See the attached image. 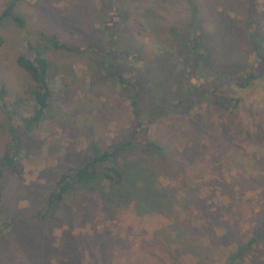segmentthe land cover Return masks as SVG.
I'll return each mask as SVG.
<instances>
[{"label":"rangeland","instance_id":"rangeland-1","mask_svg":"<svg viewBox=\"0 0 264 264\" xmlns=\"http://www.w3.org/2000/svg\"><path fill=\"white\" fill-rule=\"evenodd\" d=\"M108 1L120 13L121 21L113 22L103 40L99 38V30L104 28L100 0H0V15L13 2L12 14L24 21L22 28L10 19L0 23V92L5 91L3 101L0 97V159L13 152L8 145L5 111L15 113L18 124L20 117L33 110L24 94L29 77L17 66L16 57L36 52L43 55L50 64L54 92L43 121L24 137L14 164L3 173L0 220H15L1 229L0 264H225L241 249L238 264H264V76L247 89L232 83L220 87L242 101L235 114L218 117L200 106L174 120L166 101L171 100V90L186 88L182 72L170 73L161 65L166 81L160 84L151 70L159 63L153 61L161 49L182 62L183 68L188 66L187 61L183 64L182 38L191 36L185 21L197 0L166 2L160 7L162 16L155 28L148 26L143 13V7L153 6L151 0H126L130 2L127 15L120 10L124 0ZM248 5L255 18L258 44L264 49V0H233L229 8L239 15L234 31L240 50L233 60L217 65L212 75L203 69L206 79L201 83L215 84L217 71L241 69L256 58L242 16ZM198 6L205 17V32L219 40L222 23L208 18L212 9L208 5ZM165 7L172 12L166 15ZM229 8L227 18L233 19ZM42 32L56 34L59 43L71 50L47 44L40 38ZM99 40L109 42L102 54L96 49L103 46ZM239 57L244 63L237 67ZM195 67L190 69V79L197 74L199 66ZM117 74L129 81L138 79L143 112H152V98L161 96L164 108L148 137L162 148L151 152L135 145L124 147L109 165L126 172L129 165L143 164L156 172L158 184L175 190L185 185L186 172L191 185L199 186L196 199H206L204 204L135 214L130 202L112 205L109 210L95 194L80 196L76 188L68 194L73 201L66 197L53 218L31 219L44 207L59 176L90 155L91 145L104 150L131 139L136 118ZM197 127L200 129L195 131ZM179 133L184 144L176 141ZM194 140H203L209 168L203 170V177L197 172L191 178L189 169L175 166L186 165L179 158L190 152L184 146ZM232 151L235 159L226 154ZM218 184L221 186L216 188Z\"/></svg>","mask_w":264,"mask_h":264},{"label":"trees","instance_id":"trees-1","mask_svg":"<svg viewBox=\"0 0 264 264\" xmlns=\"http://www.w3.org/2000/svg\"><path fill=\"white\" fill-rule=\"evenodd\" d=\"M218 1L219 0H197L194 4L193 12L188 15L189 20L185 21V24L187 25L186 28L191 30V36L188 39H183L181 37L184 43L183 64L186 61L189 62L187 67L183 68L182 62L174 61V59L170 57L171 54L168 52L166 53V49H161L154 56L155 60L153 63L159 62L157 65L152 67L151 70L156 82L161 84L166 81L163 77L161 65L165 66L170 73L181 70L184 77L183 83L186 84V88H177L179 90L176 89V91L171 90V100L166 101V107L170 108L173 115H175L174 120H181L180 118L188 116L190 111H192L195 107L200 108V106L204 107V112L209 109L210 112L218 117L223 114H235L238 105H240L242 101L239 98L231 97L222 91L220 87L231 85L232 83L240 89H247L253 82L264 76V49H262L258 44L260 39L255 35V18L252 13L251 6L248 5L247 11L242 16L245 20L247 35L250 39L251 48L255 51L256 58L252 63L244 65L241 69L230 72L217 71V74L213 79L216 82L215 84L208 85L201 83V80L203 81L206 79L205 76L202 75L205 74L203 69L211 71L210 75H212L213 69L217 70L219 68L217 65L233 60L235 58L236 50L239 49V42L235 39L237 36L234 30H236L235 24L240 19L239 15L229 8L233 0L223 1L228 7L223 2L218 5ZM100 2V18L104 28L99 30V38L106 40L112 29L113 22L115 20L120 22L121 17L120 13L111 7L108 0H100ZM151 2L153 3V6L151 8L143 7V13L148 18V26L155 28L157 20H159V16H162L160 7L166 2L170 3L171 0H151ZM122 4L123 6H120V10L127 15L130 2L124 0ZM14 5L15 4L12 2L10 5L5 7L0 15V23L4 19H10L18 26V28H22L24 26L23 19L12 14ZM198 5H200L201 8H205L208 5L212 8L209 12L208 18H211L215 23H222L223 32L220 38L221 40L219 39L215 41L210 34L205 32L203 24L205 17H203ZM215 7H220V9H216ZM227 8H229L231 14H233L235 18H227ZM165 11L166 15H168L172 12V9L165 7ZM126 19L127 16H125V19L121 22L123 27L126 26ZM173 30L174 29L172 28V31L170 32H173ZM40 38L54 48L71 50L69 46L59 43V38L56 34L42 32L40 34ZM211 41L214 42L212 43ZM99 42L103 43V46L99 45L95 48L102 54L105 52L104 50L106 46L108 45L107 47H109V42L104 43L105 41L102 42L100 40ZM2 44L3 39L0 37V46ZM215 45H219V47H216ZM28 47L32 48L31 43H29ZM15 61L17 66L21 68L29 77L30 85L26 87L24 94L30 104H32L33 110L31 115L20 117L18 119V124L14 120V118H16V114L5 111L6 116L4 122L9 137L8 145L10 144L9 148L13 152L11 154H6L0 159V204L2 202L4 192V170L14 164V155L19 154L20 145L22 144L24 137L29 132H32L35 128H37L43 121L45 112L49 106V101L54 95L53 89L50 86V64L43 55L38 52H36L34 56L19 54ZM236 62L238 64L237 67L244 63L241 57H239ZM195 66H199L197 74L195 73L190 79V73L192 71L190 69ZM180 73H178V75ZM116 79L120 85L122 94L124 96H128L132 107V114L136 118V129L133 131L131 139L124 140L120 147L117 145H110L108 149L106 148L104 150H100L98 146L94 144L91 145L90 155L77 165L66 169L59 176L49 197L46 199L44 207L42 210L32 215L30 217L31 219L43 220L46 218H53L55 211L63 205L66 197L69 201H73L71 197H68V194L76 188L80 190V196L95 194V196L107 208H110L112 205V207H114L119 204L130 202V208L135 212V214H154L162 211L173 212L178 207L204 204V200L206 199H196L199 193V186L191 185V183L186 179V172L185 185H183L180 190H175L172 187L170 189L165 185H161L160 183L158 184L156 172L145 169L143 164L129 165L126 172L118 169L117 166L109 165V163L114 160L124 147L127 148L131 145H135L142 148V150L147 149L151 152L156 150L159 151L162 148L158 143L150 140L148 137L152 124H154L155 120L161 116L164 108L162 105L164 104V101L161 96L156 98L157 95H155L152 98L150 105L152 112H143L140 108V90L138 79L129 81L120 74L116 75ZM4 95L5 91L1 90L0 97L2 98V101L4 100ZM21 101L22 100L19 99V102ZM197 118L201 122L204 121L202 116H197ZM198 129L200 128L197 127L195 131ZM215 130L218 131L217 127H215ZM174 133L178 134L176 129L174 130ZM179 134H181V136L176 141L179 144H184L182 133ZM185 136L187 135L185 134ZM245 139V134L242 132V143ZM204 146L203 140H199L198 142L194 140L192 145L184 146V149H187L190 152L183 155L182 159L179 158V161L183 160L186 165L183 166L181 164H176L175 167L189 169L190 172L187 171V173L191 176V178H193L197 172H200V177H203L204 174H206L203 170L209 168L204 154ZM233 153L234 151L226 154L233 157ZM233 158L235 159V157ZM220 186L221 185L218 184L215 187L217 188ZM104 191L106 192L105 196L102 195ZM178 197L184 198V201L179 202ZM111 208L109 210H112ZM14 220V218L9 222L0 220V232L4 225L5 228H7ZM262 233H264V231ZM241 253L242 249L239 251L237 250L236 254L228 257L225 264H238L237 260H240L238 255L240 256ZM100 258L101 257H98L96 260Z\"/></svg>","mask_w":264,"mask_h":264}]
</instances>
